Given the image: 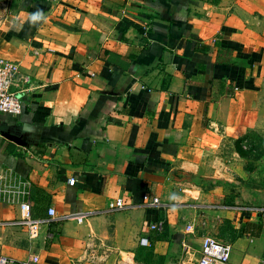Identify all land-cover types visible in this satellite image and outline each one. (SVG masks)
I'll return each instance as SVG.
<instances>
[{"label": "crops", "instance_id": "obj_1", "mask_svg": "<svg viewBox=\"0 0 264 264\" xmlns=\"http://www.w3.org/2000/svg\"><path fill=\"white\" fill-rule=\"evenodd\" d=\"M263 51L264 0H0V60L17 66L23 103L19 116L0 112V170L29 179L43 222L32 241L0 227V255L129 264L141 233L147 261L181 251L178 264H195L201 238H154L149 225L173 226L175 212L142 198L194 192L173 173L198 167L226 104L257 82ZM116 199L125 207L110 212ZM18 216L0 204V220ZM235 244L240 259L229 264H264L259 223Z\"/></svg>", "mask_w": 264, "mask_h": 264}, {"label": "rangeland", "instance_id": "obj_2", "mask_svg": "<svg viewBox=\"0 0 264 264\" xmlns=\"http://www.w3.org/2000/svg\"><path fill=\"white\" fill-rule=\"evenodd\" d=\"M250 89L244 95L233 96L226 104V119L220 120L213 130V142L203 146L198 167L193 171H174L173 179L194 192L186 191L185 198L162 201L164 208L157 210L174 209L176 219L173 226L163 222L161 231L151 232L154 238L169 242L170 235L197 234L201 241L211 237L231 245L258 224L241 208L264 206V61L257 82ZM141 238L140 233L134 263L129 264H178L181 251L163 257L160 262L144 259ZM231 248L230 263L240 259L238 246ZM191 255L192 251L188 254L192 259ZM123 260L118 264H123Z\"/></svg>", "mask_w": 264, "mask_h": 264}, {"label": "built area", "instance_id": "obj_3", "mask_svg": "<svg viewBox=\"0 0 264 264\" xmlns=\"http://www.w3.org/2000/svg\"><path fill=\"white\" fill-rule=\"evenodd\" d=\"M19 77L17 66L9 61L0 60V112L11 116H19L22 112L23 103L17 92L13 90ZM74 178L68 179V185L73 186ZM30 181L26 176L16 174L7 169L0 170V204L16 206L19 212L18 219L13 221L0 220V227L23 229L27 238L32 241L39 237L43 222L32 217ZM143 205L146 208H164V203L158 197L144 196ZM122 199H116L108 204V210L115 212L124 209ZM250 219H256L264 228V206L241 208ZM48 218L56 216L55 210L49 207L46 211ZM67 219L70 217L66 216ZM82 223L86 216L75 218ZM163 221H157L149 225L151 231H161ZM141 245H147L146 239H142ZM231 245L219 243L211 237H204L201 241L199 258L195 264H229ZM39 257L31 255L23 261H14L0 255V264H37Z\"/></svg>", "mask_w": 264, "mask_h": 264}, {"label": "water", "instance_id": "obj_4", "mask_svg": "<svg viewBox=\"0 0 264 264\" xmlns=\"http://www.w3.org/2000/svg\"><path fill=\"white\" fill-rule=\"evenodd\" d=\"M3 137L8 138L9 140H11V141H13V142H15L17 144L21 143L20 139L18 137H16V136L9 135V134H4Z\"/></svg>", "mask_w": 264, "mask_h": 264}, {"label": "clouds", "instance_id": "obj_5", "mask_svg": "<svg viewBox=\"0 0 264 264\" xmlns=\"http://www.w3.org/2000/svg\"><path fill=\"white\" fill-rule=\"evenodd\" d=\"M36 18H37L36 16L33 17V19H36Z\"/></svg>", "mask_w": 264, "mask_h": 264}, {"label": "trees", "instance_id": "obj_6", "mask_svg": "<svg viewBox=\"0 0 264 264\" xmlns=\"http://www.w3.org/2000/svg\"><path fill=\"white\" fill-rule=\"evenodd\" d=\"M126 65H124V67H125ZM239 238V237H238Z\"/></svg>", "mask_w": 264, "mask_h": 264}]
</instances>
